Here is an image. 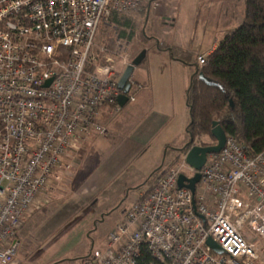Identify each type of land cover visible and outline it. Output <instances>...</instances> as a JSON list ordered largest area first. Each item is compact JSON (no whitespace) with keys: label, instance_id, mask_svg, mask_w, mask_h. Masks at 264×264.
<instances>
[{"label":"built area","instance_id":"1","mask_svg":"<svg viewBox=\"0 0 264 264\" xmlns=\"http://www.w3.org/2000/svg\"><path fill=\"white\" fill-rule=\"evenodd\" d=\"M145 1L0 0V264L18 255V230L70 170L72 152L108 133L103 113L122 111L118 83L132 61L106 47L100 56L97 36ZM129 83L135 102L143 86L132 76ZM195 173L186 155L166 169L81 264H264V150L252 154L227 135L195 193L179 187L180 175Z\"/></svg>","mask_w":264,"mask_h":264},{"label":"rangeland","instance_id":"2","mask_svg":"<svg viewBox=\"0 0 264 264\" xmlns=\"http://www.w3.org/2000/svg\"><path fill=\"white\" fill-rule=\"evenodd\" d=\"M147 5H150L149 0H146L138 10L127 14H119L100 28L96 41V51L100 56L101 47H106L108 49L107 52L114 55L117 59L120 60L123 55H128L129 61H132L143 49L155 46L156 40L147 39L143 33L146 14L142 9ZM150 15L153 25L156 23L155 28H157L156 30L152 28L150 31L157 33L159 30L160 35L166 36L169 40H173L172 37H174L175 41L181 42L190 51L197 54V50L202 51L205 48H210L215 40H221L227 33L240 25L245 15V0H154ZM165 17H169L168 21L174 25H170V23L169 25L164 24L163 20ZM196 19L199 20L196 25L199 28L195 31L196 34L193 39L192 34H194V22ZM127 22L132 24H127ZM132 31L134 36L129 38L128 36ZM152 33L148 31V35L154 36ZM170 61V57L164 53L159 54L154 51H148L146 60L142 65L135 68L133 79L143 85L142 81L148 80L147 75L150 73V75H155L153 77L155 85L160 86V84L165 82L162 76L161 78L159 77L161 74L160 67L164 65L167 67ZM120 67L122 69L124 66L121 65ZM157 88H153V90L156 100H160ZM141 90L137 92L136 100ZM168 90L170 93L173 92L171 89ZM135 104L137 103L128 102L127 107H134ZM121 117L119 116V119ZM175 117L177 118V116ZM138 122L135 120L134 126ZM131 128L132 126L126 132H130ZM111 132V130H108L105 135H97L99 137L94 136L87 139L72 152V167L52 183L49 189L50 202L46 203L45 207H41L38 212L40 214L50 212V215L54 212H62L63 215L71 217L66 223L68 225H64V227H68L73 220H78L81 214H85L89 210L93 211L94 218L89 228H85L87 221L80 223L75 227V231L70 238V240H77L79 237L81 239L82 236H85L88 243L87 252L93 247L97 248L104 245L106 236L122 218L124 210L138 202L141 192L149 189L151 185L149 180L153 176L152 174L156 169L163 166V156L167 162L165 169H169L175 164H179L186 155V153L175 152L168 156V153L164 154L158 151L160 147L158 139L135 162L137 164L136 167L143 169L142 171L156 165L152 170L149 169L152 174L150 173L151 176H148V179L145 178L146 180L144 179L141 182L130 185L125 192L118 196H116L118 192L115 191L116 185L113 186L111 181L104 183L95 191H90L89 188H85V182L89 184L92 180L93 177L90 176V173L95 170L98 162H101L103 157H105V160L108 159V151L113 148L114 143V136ZM122 132L120 131V133ZM216 142L213 137L207 134H200L193 144L212 145ZM104 159L103 162L105 161ZM85 178H87V181ZM123 178H125L124 175L119 180L121 181ZM26 222L27 219L22 227L25 226ZM258 242L262 244L264 250V240L258 239ZM65 245L63 248L68 247L69 243L67 246ZM66 263L71 264L70 262Z\"/></svg>","mask_w":264,"mask_h":264},{"label":"crops","instance_id":"3","mask_svg":"<svg viewBox=\"0 0 264 264\" xmlns=\"http://www.w3.org/2000/svg\"><path fill=\"white\" fill-rule=\"evenodd\" d=\"M168 20L169 17H165L163 23L174 25ZM198 21L196 19L194 22L193 39L196 34L195 31L199 28L196 27ZM161 37L165 40V36L161 35ZM172 38L173 40L168 39L169 44L178 42L175 41L174 37ZM219 41L215 40L208 49L197 50V54L210 53L216 48ZM179 43L183 48L189 49L186 45ZM150 51L159 54L164 53L170 57V64L167 67L165 65L160 67L161 74L159 77L161 78L162 76L165 82L160 84V86H156L153 80L155 75L152 74V76L148 73L149 79L142 81L143 87L141 88L142 90L140 89L141 92L135 101L137 104L134 107L129 108L127 105L123 107L119 114V116H122L120 119L119 116L109 117L106 113H103L101 122L107 126L108 130L112 131L114 143L113 148L108 151V159L105 160V157H103L106 162H103V159L101 162L99 161L95 170L90 173V176L93 177L90 183L87 184L83 180L85 188H89L90 191H95L104 183L111 181L113 186L116 185L115 191L118 192L116 196L121 195L130 185L141 182L152 174L150 170L156 165L142 171L143 169L136 167L137 164L135 162L137 158L149 150L153 142L159 139L160 147L158 151L164 154L168 153V156L177 152L174 148H180L187 143L186 128L189 122V110L186 91L189 87L194 67L172 58L169 50L161 51L154 47ZM147 56L148 51L144 61ZM153 88L158 89L160 100H156ZM168 89L173 90V92L170 93ZM135 120L139 122L134 126ZM131 126L132 130L126 132L130 130L129 127ZM120 131H123V134ZM163 159H165L164 156ZM165 162L166 160H163V164ZM122 175L125 178L120 181L119 179ZM153 184L154 182L151 181L149 189L144 190L141 194L151 190L154 186ZM141 194L139 197H141ZM50 197L48 191L40 199L41 207H45V204L50 202ZM38 212L39 210L28 216L25 226L18 230L17 240L21 248L18 255L8 264H67L66 262L81 264L83 257L88 253L87 239L85 236H82L81 239L79 237L77 240H70V238L75 231V227L80 223L87 221L85 228H89L94 218V212L89 210V212L81 214L80 218L78 219L77 217L78 220H73L68 227H64V225L71 217L63 215L62 212H54L51 215L50 212L47 214ZM69 240L70 242H68ZM64 245H68V247L63 248Z\"/></svg>","mask_w":264,"mask_h":264},{"label":"trees","instance_id":"4","mask_svg":"<svg viewBox=\"0 0 264 264\" xmlns=\"http://www.w3.org/2000/svg\"><path fill=\"white\" fill-rule=\"evenodd\" d=\"M142 11L145 15L144 36L156 40L147 49L169 50L172 58L194 67L186 91L189 122L187 143L174 148L186 153L200 134L211 137L213 121H218L227 135L238 138L252 153L264 150V0H245V15L240 25L227 33L200 65L198 55L183 48L179 42L169 44L168 38L150 31L154 0ZM127 24H132L127 22ZM153 32V35H148ZM134 36L133 31L129 38ZM144 62V61H143ZM142 62V63H143ZM211 80L207 83L200 75ZM214 138V137H213ZM215 139V138H214ZM177 160V159H174ZM165 161V159H164ZM167 162L152 174L156 182L166 170ZM151 176V175H150ZM148 179V178H147ZM153 184V185H154ZM141 197L138 198V201Z\"/></svg>","mask_w":264,"mask_h":264},{"label":"water","instance_id":"5","mask_svg":"<svg viewBox=\"0 0 264 264\" xmlns=\"http://www.w3.org/2000/svg\"><path fill=\"white\" fill-rule=\"evenodd\" d=\"M146 55H147V49L145 48L132 60V63L125 69L119 80L118 86L123 91V93L119 95L118 102L122 107H125L129 100L128 96L126 95V93L130 89L129 79L133 75L135 68L142 64ZM200 76L204 78L207 83L211 82V80L209 78H205L202 73ZM211 133L217 141L215 144L192 145L187 150L186 162L196 170V173L192 178H187L184 175H180L178 180V185L180 188L185 187L190 189L193 193H195L196 184L201 179V170L207 161L208 155L210 153L219 152L224 147L227 134L218 121H213V127ZM207 244L215 252L219 254L225 253L224 249L212 238H209L207 240Z\"/></svg>","mask_w":264,"mask_h":264}]
</instances>
